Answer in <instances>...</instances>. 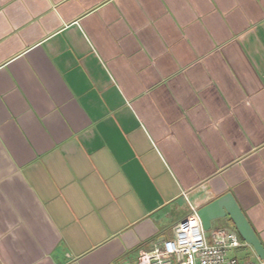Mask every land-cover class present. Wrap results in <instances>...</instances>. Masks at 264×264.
Returning a JSON list of instances; mask_svg holds the SVG:
<instances>
[{"label":"crops","instance_id":"1","mask_svg":"<svg viewBox=\"0 0 264 264\" xmlns=\"http://www.w3.org/2000/svg\"><path fill=\"white\" fill-rule=\"evenodd\" d=\"M227 193L264 246V0H0V264H137Z\"/></svg>","mask_w":264,"mask_h":264},{"label":"built area","instance_id":"2","mask_svg":"<svg viewBox=\"0 0 264 264\" xmlns=\"http://www.w3.org/2000/svg\"><path fill=\"white\" fill-rule=\"evenodd\" d=\"M245 248L252 247L235 230L218 228L207 235L194 211L176 226L173 237L155 242L150 250L142 252L137 264H264L259 257L253 261L231 255Z\"/></svg>","mask_w":264,"mask_h":264},{"label":"water","instance_id":"3","mask_svg":"<svg viewBox=\"0 0 264 264\" xmlns=\"http://www.w3.org/2000/svg\"><path fill=\"white\" fill-rule=\"evenodd\" d=\"M205 231H210L213 222L229 218L241 238L264 260V246L243 210L231 193H227L197 211Z\"/></svg>","mask_w":264,"mask_h":264}]
</instances>
